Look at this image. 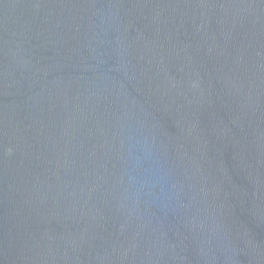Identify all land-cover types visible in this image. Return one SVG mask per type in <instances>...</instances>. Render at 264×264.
<instances>
[{
  "label": "water",
  "instance_id": "water-1",
  "mask_svg": "<svg viewBox=\"0 0 264 264\" xmlns=\"http://www.w3.org/2000/svg\"><path fill=\"white\" fill-rule=\"evenodd\" d=\"M0 264H264V0H0Z\"/></svg>",
  "mask_w": 264,
  "mask_h": 264
}]
</instances>
